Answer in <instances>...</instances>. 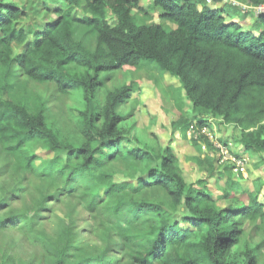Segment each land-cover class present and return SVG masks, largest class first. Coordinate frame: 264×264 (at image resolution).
Returning a JSON list of instances; mask_svg holds the SVG:
<instances>
[{"label": "trees", "instance_id": "obj_1", "mask_svg": "<svg viewBox=\"0 0 264 264\" xmlns=\"http://www.w3.org/2000/svg\"><path fill=\"white\" fill-rule=\"evenodd\" d=\"M64 2L55 18L37 27L16 28L26 10L0 0V147L11 158L9 166L35 170L29 144L41 142L57 153L42 173L55 174L70 196L78 191L84 215L103 214L114 228L101 236L100 246L77 243L81 222L69 216L51 264H258L255 248L241 246L243 221L237 219L261 222L264 228V203L257 194H248V203L239 208L220 207L206 188L186 182L171 145L159 152L150 146L126 148L119 108L129 102L132 85L107 90L102 100L96 96L113 72L151 67L169 72L181 82V87H168L180 109L171 123L175 131L187 137L190 128L204 127L203 115H211L232 124L246 150L264 151V15L253 23L254 31H245L217 9H199L195 0H156L164 10L162 17L172 24L168 26L148 24L134 14L133 7L144 10L141 0ZM108 9L115 23L108 20ZM24 83L35 88H28L23 100L6 96L20 94ZM40 86H51L60 100L82 92L84 109L76 117L79 143L47 122L45 112L53 99L38 96ZM182 93L200 115L196 123L182 110ZM52 95L57 100L55 92ZM128 160L142 163L144 176L137 183H118L111 167ZM206 162L212 172L213 159ZM234 184L227 182L231 188ZM94 186L102 189L94 191ZM151 190L160 191L162 198L147 197ZM49 196L50 201L56 197L45 195L32 213L19 215L26 222L22 227L43 224ZM13 197L11 193L8 199L13 202ZM218 199L240 202L228 189ZM181 204L184 216L175 214ZM16 218H0V225L6 227Z\"/></svg>", "mask_w": 264, "mask_h": 264}, {"label": "rangeland", "instance_id": "obj_2", "mask_svg": "<svg viewBox=\"0 0 264 264\" xmlns=\"http://www.w3.org/2000/svg\"><path fill=\"white\" fill-rule=\"evenodd\" d=\"M11 1L22 10H26L24 18L15 22L16 28L37 27L45 20L55 18L56 9L65 7L64 0ZM155 1L141 0V7L144 10L133 7L132 11L148 24L161 23L172 26L162 17L164 10L156 5ZM259 1L255 3L253 0H206V4L203 5L200 3L201 0H195V3L199 9H217L221 15L227 14L228 18L237 19L245 30L248 28L254 30L251 26L263 11L264 0ZM48 6L49 11H47ZM222 6H225L224 11L221 9ZM230 11H232L231 15ZM81 14V10L76 11V15ZM107 16L111 23H115V16L111 9H108ZM228 18H225L226 21L229 20ZM89 46L95 45L90 43ZM20 48L21 46L14 45L16 51ZM123 84L134 87L129 102L119 108L123 118L121 126L123 125L126 131L125 145L128 150L150 146L159 152L171 145L186 182L199 189L206 188L217 199L220 207L239 208L242 204L248 203V194L253 193H256L258 200L264 203V151L256 148L246 150L239 132L232 124L223 123L220 118H213L211 115H203L206 121L204 127L190 128L187 137L175 131L171 123L178 118L180 109L170 95L168 87H181L178 78L169 72L159 73L152 67L138 71L129 69L113 72L105 80L104 91L99 93L96 99L102 100V94L105 95L107 90ZM28 88L33 89L35 86L33 84L27 86L24 83L20 87V94L12 92L6 96L11 95L12 100H23ZM54 92L57 100L52 95ZM37 95L43 99H53V103L45 112L47 122H52L51 124L63 137L79 143L80 134L76 117L78 112L84 109L81 104L82 92L79 90L70 92L68 96L61 97L63 100H60L59 93L51 86H40ZM180 105L183 111L195 117L196 123L200 115L193 109L192 103L183 93ZM29 146L36 156L33 171H16L15 168H11L9 166L12 164L11 158L0 147V169L3 170V175L0 177V218L10 219L11 216H17L15 220L8 222L10 223L8 226L5 227L2 223L0 225L1 264H51L53 253H55L53 249L57 246L56 241L60 239V229L69 222V216L75 218L76 224L81 222V228L76 230L79 232L77 243L100 246L103 243L101 236L108 231L112 232L114 228L104 222L103 214L84 215L83 207L85 206L82 207L79 204L78 191L70 196L63 189V185L66 186V184L57 179L55 174L52 177L42 173L46 167L50 166L51 161L56 159L57 153L54 150L39 141H32ZM208 157L214 162L212 172L206 162ZM2 165L5 167L3 168ZM143 168L142 163L128 160L113 163L111 170L116 182L137 183L138 178L144 176L141 172ZM229 179L235 182L232 188L227 185ZM101 189L102 187L99 186L93 187L94 191ZM225 189L233 192L240 202L233 199L220 201L218 198ZM159 192L151 190L147 193V197L159 200L162 198ZM11 193L14 196L13 202L8 199ZM48 194H55L56 197L51 201L49 200L51 196L47 198L48 203H51L43 212L46 217L43 224L22 227L21 225L26 222L20 219L19 215L25 210H30L29 212L32 213L37 203L42 202L43 197ZM184 209V204H181L175 214L184 216ZM237 219L243 221L244 236L241 246L245 249L249 244L250 247L255 248L258 264H264L263 224L258 222L255 226L253 222L246 221L240 216ZM13 222H16L19 228H15ZM182 224L186 225L184 220Z\"/></svg>", "mask_w": 264, "mask_h": 264}, {"label": "crops", "instance_id": "obj_3", "mask_svg": "<svg viewBox=\"0 0 264 264\" xmlns=\"http://www.w3.org/2000/svg\"><path fill=\"white\" fill-rule=\"evenodd\" d=\"M223 8H221L222 9V11H224L225 10V6H222ZM229 8H230V6H229ZM232 14V11H230V15ZM225 18L227 17L228 18V15L226 14V16H224ZM229 20L227 21V22H237V23H239V21L237 20V19H230V18H228ZM240 24V26L242 27V29L243 30H245V28H243V26H242V24L241 23H239ZM252 28H253V25L251 26ZM245 31H254L253 29L251 30V29H246ZM256 33V32H255Z\"/></svg>", "mask_w": 264, "mask_h": 264}, {"label": "built area", "instance_id": "obj_4", "mask_svg": "<svg viewBox=\"0 0 264 264\" xmlns=\"http://www.w3.org/2000/svg\"><path fill=\"white\" fill-rule=\"evenodd\" d=\"M262 6H263V11H261V13L264 15V4H263ZM262 6H261V7H262ZM261 7H260V8H261Z\"/></svg>", "mask_w": 264, "mask_h": 264}]
</instances>
